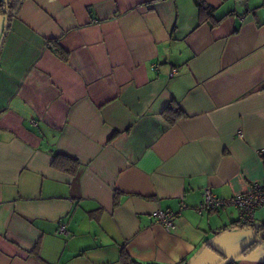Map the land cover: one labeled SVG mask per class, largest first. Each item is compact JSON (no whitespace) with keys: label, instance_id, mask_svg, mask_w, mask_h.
<instances>
[{"label":"crops","instance_id":"1","mask_svg":"<svg viewBox=\"0 0 264 264\" xmlns=\"http://www.w3.org/2000/svg\"><path fill=\"white\" fill-rule=\"evenodd\" d=\"M263 148V0H23L0 50V264H264V204L244 229L196 212L262 184Z\"/></svg>","mask_w":264,"mask_h":264},{"label":"built area","instance_id":"2","mask_svg":"<svg viewBox=\"0 0 264 264\" xmlns=\"http://www.w3.org/2000/svg\"><path fill=\"white\" fill-rule=\"evenodd\" d=\"M2 0H0L1 2ZM264 1V0H263ZM177 74V70L173 69L170 76L173 77ZM238 137H242V134L238 132ZM259 156L262 160L264 170V148L259 151ZM264 204V182L262 184H255L245 194H239L231 199L225 200L212 194L210 189H204L202 195V202L196 208L198 214H202L204 211H217L221 208L233 206L238 209L239 222L242 224H250L253 220L254 212L262 207ZM155 222L163 227L166 231H171L175 228V217L178 214L156 210L152 214ZM59 233L65 234V228L60 227Z\"/></svg>","mask_w":264,"mask_h":264},{"label":"trees","instance_id":"3","mask_svg":"<svg viewBox=\"0 0 264 264\" xmlns=\"http://www.w3.org/2000/svg\"><path fill=\"white\" fill-rule=\"evenodd\" d=\"M23 0H2L0 2V16H2L3 18L5 16H8V26H9V22L16 17L21 5H22ZM198 9H199V13L202 14L203 12H206L208 14H211L212 9L203 4V3H197ZM47 46L50 48V50L55 53L58 57H60L62 60H66V54L62 51V49L59 47L58 45V41L54 40V39H50L48 41H46ZM172 108H176V110L178 112H176V117L175 118H169L168 120L170 123H174L175 120L180 116V111L178 109V107H174L173 105H170L168 107V110H172ZM167 117V116H166ZM117 133H113L111 138H113ZM58 156L55 157V159H57ZM64 160L66 161L65 163L68 165L66 166H62L63 168H65V170H70L71 172L75 173L77 168H78V162L76 160H72L69 158H64ZM251 223L250 224H242V223H238V227L239 229H244V228H251ZM258 230V229H257ZM263 234V238H264V233ZM264 241V239H263ZM257 243H252L250 244L247 249H245L243 252H247L250 249H252ZM127 264H135L131 261L127 262Z\"/></svg>","mask_w":264,"mask_h":264},{"label":"rangeland","instance_id":"4","mask_svg":"<svg viewBox=\"0 0 264 264\" xmlns=\"http://www.w3.org/2000/svg\"><path fill=\"white\" fill-rule=\"evenodd\" d=\"M3 21H4V18L2 16H0V42H1V39H2L3 29H4V22ZM214 257H215V260H218L220 256L219 255L218 256L217 255H213V258ZM212 262L210 261V264H217L216 263L217 261H215V263H212Z\"/></svg>","mask_w":264,"mask_h":264},{"label":"water","instance_id":"5","mask_svg":"<svg viewBox=\"0 0 264 264\" xmlns=\"http://www.w3.org/2000/svg\"><path fill=\"white\" fill-rule=\"evenodd\" d=\"M7 29H8V16H5V17H4V29H3V35H2L1 42H0V50H1V48H2V45H3V42H4V37H5V34H6Z\"/></svg>","mask_w":264,"mask_h":264}]
</instances>
